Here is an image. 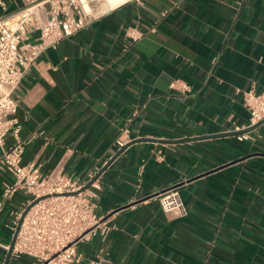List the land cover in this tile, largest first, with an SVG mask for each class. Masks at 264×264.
I'll use <instances>...</instances> for the list:
<instances>
[{
  "label": "crops",
  "instance_id": "1",
  "mask_svg": "<svg viewBox=\"0 0 264 264\" xmlns=\"http://www.w3.org/2000/svg\"><path fill=\"white\" fill-rule=\"evenodd\" d=\"M2 2L0 16L24 6ZM95 9L87 28L45 49L16 90L20 135H34L23 161L44 173L59 168L88 182L122 148L118 140L147 139L97 178L96 211L113 228L78 242L85 258L73 264L98 255L105 264H264V122L244 139L158 141L246 129L244 92L264 88V0H99ZM178 79L191 90L172 89ZM13 143L9 134L4 147ZM173 186L184 216L161 208L159 194ZM26 200L19 192L0 206V264L12 212ZM37 263L12 254L8 264Z\"/></svg>",
  "mask_w": 264,
  "mask_h": 264
},
{
  "label": "built area",
  "instance_id": "2",
  "mask_svg": "<svg viewBox=\"0 0 264 264\" xmlns=\"http://www.w3.org/2000/svg\"><path fill=\"white\" fill-rule=\"evenodd\" d=\"M23 1L24 6L17 12L0 16V146L3 148L0 171L7 175L2 197L5 201L19 192L27 196L24 206L12 212L14 233L20 224L12 254L31 255L37 259V264H73L85 258L77 247L78 242L96 234L106 238L113 228L96 211L97 179L81 191L97 172L91 174L87 182L59 168L44 173L35 163L23 161L26 145L34 135H20L22 124L16 115V90L47 47L56 46L62 39L87 28L99 16L95 9L99 0ZM0 3L3 4L2 0ZM33 32L39 35L29 39ZM170 87L185 93L191 90L186 81L179 79ZM244 104L250 113L249 123L244 128L264 120V88L257 90L253 86L246 90ZM9 134L14 137V143L4 147ZM249 137V133L240 135L242 139ZM118 143L123 147L126 142L120 139ZM156 158L161 162L165 156L157 151ZM158 197L164 212L187 214L178 187L166 188ZM88 264H105V260L98 255L89 259Z\"/></svg>",
  "mask_w": 264,
  "mask_h": 264
},
{
  "label": "water",
  "instance_id": "3",
  "mask_svg": "<svg viewBox=\"0 0 264 264\" xmlns=\"http://www.w3.org/2000/svg\"><path fill=\"white\" fill-rule=\"evenodd\" d=\"M264 120H262L261 122H259L258 124L254 125V126H251V127H248L246 129H242V130H236V131H233V132H227V133H220V134H213V135H210V136H198V137H194V138H186V139H180V140H171V139H162V140H158L160 142H164V143H178V142H184V141H188V140H201V139H206V138H213V137H218V136H227V135H241V134H244V133H249L253 130H255L257 127H259V125L261 123H263ZM142 140H147V139H139V140H134L133 142H131L130 144L132 143H135V142H139V141H142ZM156 140V139H155ZM130 144H126L124 145L112 158L111 160H109V162H107V164H105V166L101 169L100 172H98V174H96V176L91 179L82 189V190H85L86 188H89L91 186V184L105 171V169L115 160V158L124 151V149L130 145ZM35 202H33L34 204ZM31 204V205H33ZM31 205L26 209L25 213L27 212V210L31 207ZM21 223V222H20ZM20 227V224L17 228V230L15 231L14 233V237H13V240H12V243L10 245V248H9V252H8V257H7V260L5 262V264H8L11 257H12V253H13V247H14V243L16 241V238H17V234H18V229Z\"/></svg>",
  "mask_w": 264,
  "mask_h": 264
},
{
  "label": "bare ground",
  "instance_id": "4",
  "mask_svg": "<svg viewBox=\"0 0 264 264\" xmlns=\"http://www.w3.org/2000/svg\"><path fill=\"white\" fill-rule=\"evenodd\" d=\"M108 1H109V3H110L111 5L115 6V5H117V4L122 3V2L125 1V0H108Z\"/></svg>",
  "mask_w": 264,
  "mask_h": 264
}]
</instances>
